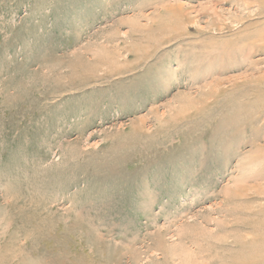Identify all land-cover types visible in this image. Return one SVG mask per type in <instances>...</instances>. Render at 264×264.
<instances>
[{
    "label": "rangeland",
    "instance_id": "obj_1",
    "mask_svg": "<svg viewBox=\"0 0 264 264\" xmlns=\"http://www.w3.org/2000/svg\"><path fill=\"white\" fill-rule=\"evenodd\" d=\"M0 264H264V0H0Z\"/></svg>",
    "mask_w": 264,
    "mask_h": 264
}]
</instances>
